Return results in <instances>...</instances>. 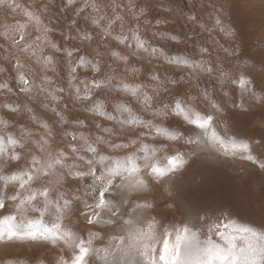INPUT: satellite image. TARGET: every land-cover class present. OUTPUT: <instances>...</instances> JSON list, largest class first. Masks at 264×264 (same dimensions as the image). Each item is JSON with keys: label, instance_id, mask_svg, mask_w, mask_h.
Masks as SVG:
<instances>
[{"label": "snow or ice", "instance_id": "1", "mask_svg": "<svg viewBox=\"0 0 264 264\" xmlns=\"http://www.w3.org/2000/svg\"><path fill=\"white\" fill-rule=\"evenodd\" d=\"M70 2L74 3L75 0ZM83 2L88 7L96 6L92 0ZM211 6L217 12L214 17L217 30L233 38L235 47L231 50L232 56L243 61L242 27L224 23L225 18L229 21L234 19L231 9L235 5L225 0L222 4ZM116 7L119 8L120 5L116 4ZM175 7L176 5H172L170 10H174ZM0 8L23 11L37 30H40L42 23L40 18L28 9H21L16 0H0ZM149 14L148 8L140 7L139 15L135 18L139 20ZM123 19L118 14L110 17L106 30L112 29L117 20L123 23ZM237 24L240 22L237 21ZM28 29L29 24L19 25L18 35L12 38V45L27 59L35 58L38 65L48 67L54 64L51 55L44 52L49 46L58 54L63 51L48 36L53 29L44 25L41 34L35 36L32 41L28 38L32 35ZM3 35L8 38L7 32ZM89 38L88 33H84V39ZM128 39L129 37L120 35L122 42ZM136 39L137 44L134 47L137 56L145 50H150L155 55V47L149 49V45L138 34ZM172 39L175 41L177 37L174 35ZM201 48L204 54L212 56L208 48L203 45ZM66 55L71 57L72 53L69 51ZM217 58L219 59V54ZM122 59L127 61L126 57ZM11 63L18 70L28 68V64L19 56L14 55ZM79 63L81 66L88 63L91 71L102 74L100 62L92 61L90 57H79ZM168 63L189 69V79L185 80L183 77L169 79V83L175 88H165V91L172 93V98L167 103L160 101V108L156 107L159 93L156 97L148 95L146 90L142 91L144 89L142 84L137 83L135 86L124 84L121 90L131 93V97L142 103L144 111L152 110L153 117L159 113L165 121L176 118L177 131L169 130L171 123L169 127L157 126L151 120L146 121L136 116L126 103L116 102L119 116L110 115L109 120L115 121L119 130L106 129L108 139L97 136L95 141L89 142L81 135L79 139H83V145L77 147L73 142L78 140V135L75 132L68 133L65 129V138H70L68 151L53 150L55 133L48 123L40 122V117L35 114L33 108L28 105L4 104L10 115L21 112L32 114L29 119L35 127L26 124L12 132L11 129L16 126L6 120H0V210L5 209L8 204L4 190L9 185L17 190L13 199L14 212L6 216L0 212V245L7 247L15 242H27L30 246L34 245L43 251L51 250L55 253V264H91L94 256L100 258V252L103 253L104 264H264V208L261 210L259 224L245 220L238 211L229 207L204 212L197 217L198 223L181 222L180 226L175 224L166 226L159 223L154 216L147 214L150 207L147 202L134 203L141 198L143 189L148 187L147 176H151L161 188L168 185L167 190L170 193L176 176L190 164L191 160L199 158L205 151L216 159L240 160L253 165L255 171L259 173L258 182L264 192V156L257 154V148L264 146V133L259 136L248 135L242 119L249 107L264 106V74H261L259 82L251 72L231 76L224 71L222 62L213 66L212 60L209 59L204 66L203 59L190 60L183 54L171 57ZM201 69L210 75L219 70L220 77L217 79L220 80L221 87L225 85L234 87L232 94L225 97L223 103L215 98L210 101L208 90L205 88L197 97L204 104V109L194 111L185 102L186 93L181 94L179 89L185 85L190 86L193 78L196 80V87H201L199 75ZM77 70L75 62L69 65L70 73ZM143 71L142 68L133 70L134 73L141 74ZM149 75L153 81L159 79L155 74ZM13 79L19 93L25 98L33 99L34 92L37 95L44 93L47 98L44 87L35 86L26 72H18V76ZM83 84L86 92L85 96L81 97L78 90L71 89L69 79V97L75 94L76 100H91L95 91H111L110 85L119 87L113 85L112 75H108L106 81L93 78L84 81ZM0 90L13 91L8 83H0ZM64 91L63 87L57 89L58 93ZM54 99L59 104L63 97L57 95ZM229 104L231 107H228ZM64 108L67 110L66 104ZM88 112L104 114L106 106L94 105L88 108ZM60 115L59 124L88 126L86 120L80 116L65 118L66 113ZM181 117L182 120L179 119ZM218 120H223L226 128H234L237 133L243 135L240 137L234 135L231 144L225 143L217 135L214 127ZM139 128L146 131L140 133ZM153 128L157 139L165 137L171 144L161 140L159 142L163 144V149L150 148L146 141L153 138ZM125 132L136 133L140 139L134 138L127 144L113 142V136H120ZM173 145L186 147L188 153L180 152L179 148L176 152H171L170 148ZM105 146L108 149L107 153L103 152ZM18 151L21 153L20 156L17 155ZM161 151L164 153L163 165L159 163ZM82 152L89 153L88 158H85ZM20 159L25 161V166L17 167L15 173L10 172V166ZM256 165L259 167L255 168ZM69 179L84 182L83 193L78 187H74L70 195L65 190ZM210 194L196 191L192 195L194 198L207 199ZM81 202L90 212H83L78 208ZM74 203L85 216L87 225L96 228L103 221L106 229L110 227L112 235L104 242L103 248L94 245V234L77 235L76 232L65 228L63 222L70 221ZM204 225L208 226V232L206 238L201 239ZM99 239L103 241V237ZM61 241L67 242L71 247L70 253L68 249H64L63 256L55 251L57 246L64 248Z\"/></svg>", "mask_w": 264, "mask_h": 264}, {"label": "rangeland", "instance_id": "2", "mask_svg": "<svg viewBox=\"0 0 264 264\" xmlns=\"http://www.w3.org/2000/svg\"><path fill=\"white\" fill-rule=\"evenodd\" d=\"M92 2L96 5L95 7H88L83 0H75L74 3L70 0H16L21 9H28L40 18L42 23L39 31L23 11L0 8V83H8L9 87L13 89L11 92L0 90V120H6L15 125L16 127L11 129L12 132L26 124L29 127H35V125L29 119L32 114L21 112L10 115L4 107L6 103L17 106L28 105L33 108L35 114L40 117V122L48 123L55 133V139L52 142L53 150L68 151L70 138H65V129L68 133L75 132L78 135V140L73 142L77 147L83 145V139H79L81 135L89 142L95 141L97 136L108 139L109 134L106 129L119 130L116 122L109 120L110 115L119 116L116 102L126 103L136 116H140L146 121L151 120L157 126L169 127L171 123L169 130L177 131L176 118H173L172 121H165L159 116V113L153 117L152 110L144 111L142 103L131 97V93L123 92L121 89L124 84L133 86L137 83L142 84L144 85L142 91L146 90L148 95L156 97L159 93L156 107L160 108V101L167 103L172 98V93L165 91V88H175L169 83V79L178 77L189 79V69L168 63L171 57L178 54H183L190 60L203 59L204 66L207 65L209 59L212 60L213 66L222 62L224 71L231 76L251 72L259 82L261 74H264V0H229L235 5L231 9L234 19L229 21L225 18L224 23L242 27L243 61L232 56L231 50L235 47L233 38L217 30L214 23L217 12L211 5L222 4L225 0H92ZM116 4H119L120 7L117 8ZM172 5H176L174 10H170ZM140 7L148 8L150 14L137 20L135 17L139 15ZM117 14L124 18L123 23L117 20L112 29L106 30L109 18ZM4 19L6 22L3 21ZM237 21L240 22L239 25ZM21 24H29L28 31L32 34L28 37L30 41L41 34L44 25L53 29L48 33V36L63 51L58 54L49 46L44 49V52L51 55L54 64L48 67H44L42 64L38 65L35 58L27 59L12 45V38L18 35L17 29ZM5 32L8 33L7 39L3 35ZM84 33H88L90 38L85 40ZM137 34L149 45V49L156 48L155 55L150 50L140 52L139 56L135 54L134 46L137 44ZM120 35L129 37V39L122 42ZM174 35L177 37L175 41L172 39ZM105 38H107V43H105ZM201 45L212 52L211 57L202 52ZM37 51L39 52V50ZM69 51L72 53L71 57L66 55ZM217 54H219V59ZM14 55L26 62L28 68L20 70L15 68L11 63ZM81 56L90 57L92 61L100 62L102 74L91 71L88 63L81 66L79 63ZM122 57H126L127 61ZM73 62L78 70L70 73L69 65ZM139 68L144 70L143 74L133 72L134 69ZM20 71L26 72L35 86L42 85L47 93V98L44 93L37 95L34 92L33 99H27L23 94H20L16 88L15 79H13L18 76ZM150 73L157 75L159 79L153 81L150 78ZM108 75L113 76V85H119V87L110 85L111 91H95L91 100H76L75 94L71 98L69 97V79H71V89L78 90L79 95L84 97L86 92L84 81H90L93 78L106 81ZM199 75L201 87H196V80L193 78L190 86L185 85L179 89L181 94L186 93L185 102L194 111H203L204 109V104L197 97L203 93L205 88L208 90L210 101L215 98L223 103L225 97L232 94L233 85L221 87L220 80L217 79L220 77L219 70L210 75L201 69ZM59 87L65 89L64 93L57 92ZM57 95L63 97L59 104L54 99ZM65 104L67 110L64 108ZM94 105L106 106V112L104 114L89 113L88 108ZM228 107L231 105L229 104ZM61 113H66L65 118L80 116L86 120L88 126L59 124ZM179 119L182 120V117ZM242 119L248 135L259 136L264 133V106L249 107ZM184 124L186 126V122ZM214 127L217 135L227 144L233 142L234 135L238 137L243 135V133H237L234 128H226L223 120H218ZM40 131L43 132V129ZM144 131H146L144 128L138 129L140 133ZM134 138L140 139L136 133L127 132L112 137L113 142L125 144ZM161 140L171 144L165 137L157 139L155 128H153V138L148 139L146 143L150 148L163 149V144L159 142ZM177 148L180 152L188 153V149L182 145H173L170 151L174 153ZM107 151L105 146L103 152L107 153ZM81 154L85 158L89 156L87 152ZM257 154L264 156V146L257 148ZM17 155L20 156L21 153L18 151ZM163 155L164 153L161 151L159 163L162 165L165 163ZM113 158L116 157L113 156ZM24 166L25 161L20 159L14 162L9 170L15 173L17 167L23 168ZM258 167L259 165L255 166V168ZM146 179L148 187L143 189L141 198L134 203L144 204L147 202L150 206L147 214L154 216L159 223L166 226L171 224L180 226L181 222L198 223L197 217L203 215L204 212L210 209L229 207L238 211L245 220L258 224L261 210L264 208V192L258 182L259 173L255 171L253 165L240 160L216 159L207 151L203 152L199 158L191 160L190 164L176 176L174 187L170 193L167 190L168 185L161 188L151 176H147ZM74 187H78L83 193L84 182L69 179L65 190L71 195ZM4 191L8 204L0 212L6 216L14 212L13 199L17 190L9 185ZM196 191H205L211 194L207 199L194 198L192 194ZM78 208L83 212H90L82 202L79 203ZM70 215V221L63 222L65 228L76 232L77 235L80 233H84L85 236L90 233L94 234V245L98 248H103L104 242L111 238L110 227L106 229L103 221L96 228L87 225L85 216L77 209L75 203ZM207 232L208 226H202L201 239L206 238ZM99 237H103V241ZM61 242L64 244V248L57 246L55 251L59 252L61 256L64 255V249H68L70 253V245L64 241ZM102 256V252L99 253L100 258L94 256L91 264H104ZM0 264H55V253L51 250L43 251L34 245L30 246L27 242H15L7 247L0 245Z\"/></svg>", "mask_w": 264, "mask_h": 264}, {"label": "bare ground", "instance_id": "3", "mask_svg": "<svg viewBox=\"0 0 264 264\" xmlns=\"http://www.w3.org/2000/svg\"><path fill=\"white\" fill-rule=\"evenodd\" d=\"M12 11H13V10H12ZM0 12H1V11H0ZM8 12H9V11H8ZM2 15H3V14H2ZM4 15H5V14H4ZM16 15H17V14H16ZM4 18H5V16H4ZM3 21L6 22L5 19H4ZM11 21H12V20H11ZM15 22H16V21H15ZM5 24H6V23H5ZM5 24H3V25H5ZM12 24H13V23H12ZM15 25H16V24H15ZM7 26H8V25H7ZM7 26H6V27H7ZM15 27H16V26H15ZM15 27H14V28H15ZM7 29H9V28H7ZM7 29H6V30H7ZM3 30H4V29H3ZM11 31H12V29H11ZM7 32H8V31H7ZM11 33H12V32H11ZM9 35H10V34H9ZM101 38H102V37H101ZM90 49H91V48H90ZM93 50H94V49H93ZM94 58H95V56H94ZM101 102H102V101H101ZM260 214H261V213H260ZM258 215H259V214H258ZM256 217H257V216H256ZM257 218H258V217H257ZM258 220H259V221H258V224H259V223L261 222V215H260V218H259Z\"/></svg>", "mask_w": 264, "mask_h": 264}]
</instances>
